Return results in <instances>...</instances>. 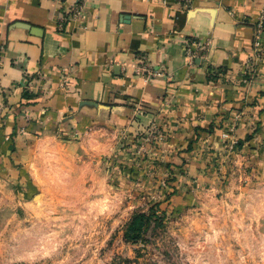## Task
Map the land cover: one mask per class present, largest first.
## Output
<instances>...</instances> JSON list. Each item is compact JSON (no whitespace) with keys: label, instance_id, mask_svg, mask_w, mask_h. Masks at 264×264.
<instances>
[{"label":"crops","instance_id":"0c3cea01","mask_svg":"<svg viewBox=\"0 0 264 264\" xmlns=\"http://www.w3.org/2000/svg\"><path fill=\"white\" fill-rule=\"evenodd\" d=\"M75 1L0 0L1 164L25 169L45 138L90 151L157 134L197 165L225 132L264 162V0H87L69 19Z\"/></svg>","mask_w":264,"mask_h":264},{"label":"rangeland","instance_id":"374dc122","mask_svg":"<svg viewBox=\"0 0 264 264\" xmlns=\"http://www.w3.org/2000/svg\"><path fill=\"white\" fill-rule=\"evenodd\" d=\"M109 139L88 151L45 138L25 169L0 163V264H264L254 144L193 165L188 145L169 153L157 134Z\"/></svg>","mask_w":264,"mask_h":264},{"label":"built area","instance_id":"2783aa9c","mask_svg":"<svg viewBox=\"0 0 264 264\" xmlns=\"http://www.w3.org/2000/svg\"><path fill=\"white\" fill-rule=\"evenodd\" d=\"M55 1H63V0H55ZM87 2V0H76L68 9V14L70 17L69 19H80L83 14L84 5ZM191 5V0H184V6L189 7ZM264 34V14H262L259 18L258 24H257V31H256V40L254 43L255 53L259 54L262 51V42L261 37ZM206 46V47H205ZM202 51L207 52L209 51V47L207 45H203ZM2 51V47L0 46V52ZM144 58H140V62H144ZM142 64V63H141ZM222 139L228 143L229 147L231 149L235 148L237 145V141L230 138V133L225 132L222 135Z\"/></svg>","mask_w":264,"mask_h":264},{"label":"trees","instance_id":"16d2710c","mask_svg":"<svg viewBox=\"0 0 264 264\" xmlns=\"http://www.w3.org/2000/svg\"><path fill=\"white\" fill-rule=\"evenodd\" d=\"M252 137L253 136H249L247 138V141L251 140ZM241 147H242V142L240 141L237 142L235 148L240 149ZM149 221H150V216L147 215L137 216L131 225V230L136 231L137 233L142 232L146 228Z\"/></svg>","mask_w":264,"mask_h":264}]
</instances>
